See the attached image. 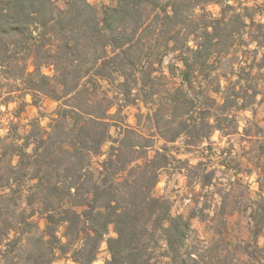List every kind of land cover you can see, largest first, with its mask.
I'll list each match as a JSON object with an SVG mask.
<instances>
[{
    "label": "trees",
    "instance_id": "trees-1",
    "mask_svg": "<svg viewBox=\"0 0 264 264\" xmlns=\"http://www.w3.org/2000/svg\"><path fill=\"white\" fill-rule=\"evenodd\" d=\"M111 1L99 16L87 0H0L1 104L21 94L58 103L46 127L10 122L0 136V264H53L57 254L92 264L102 243L105 264H264V186L254 196L246 187L244 205L219 192L209 241L191 226L209 217L204 206L174 215L154 195L175 159L167 144L189 154L236 133L235 112L263 94L264 2ZM193 175L201 190L213 186L215 171ZM236 211L250 239L234 245L223 218Z\"/></svg>",
    "mask_w": 264,
    "mask_h": 264
},
{
    "label": "rangeland",
    "instance_id": "rangeland-1",
    "mask_svg": "<svg viewBox=\"0 0 264 264\" xmlns=\"http://www.w3.org/2000/svg\"><path fill=\"white\" fill-rule=\"evenodd\" d=\"M102 16L104 8L112 5L111 0H87ZM246 3L248 6L260 5L264 0H233ZM68 0H56V5L64 9ZM212 12H218V5L208 7ZM257 20L264 23V14L257 17ZM166 65V62H165ZM47 75L51 74L48 68L43 69ZM262 95L256 97L253 105L244 110L235 112L238 121V130L230 136H222L216 132L208 142H205L199 151L184 154V147L180 141L174 144H167L168 151L175 158L171 164L160 172L159 181L154 188V195L167 198L172 206V214H181L187 217L190 213L198 211L201 206L205 209L203 214L209 217L201 220L196 217L191 220L194 236L200 240L209 241L213 236V229L217 228V221L211 220L217 212L220 194L229 193L238 204H247L246 198L249 187L251 196L258 191L259 186H264V91ZM19 96L14 102L1 104L0 98V136L4 135L9 128L10 122L27 125L34 119L39 120L41 126L46 127L49 117L58 107V103L49 99H38L33 103L30 95ZM21 101L25 105L21 108ZM21 111L18 113V111ZM142 111L145 110L142 108ZM135 108L126 110L127 122L134 125ZM111 134L116 136V127H112ZM162 143H157L160 146ZM110 144L103 146L106 152ZM206 146H211L207 149ZM204 149V150H203ZM201 156V157H200ZM105 155L95 158L94 161H101ZM180 160L181 162H178ZM201 160L205 165L196 169L188 166H196ZM183 161L187 164L182 163ZM190 170V173L187 172ZM197 171L206 173L215 171L213 186L202 189L197 184V178L193 173ZM208 208V209H207ZM221 216L217 217L219 220ZM224 222L227 224L228 235L234 245L240 241L250 239V228L248 215L243 212H232L224 215ZM42 226V223H41ZM108 236L113 237L112 227L109 228ZM64 241V239H62ZM264 243V237L258 239V244ZM236 256L240 260L246 257L235 250ZM109 259L106 244L102 243L96 260L92 264H105ZM53 264H77L71 259L70 254H57Z\"/></svg>",
    "mask_w": 264,
    "mask_h": 264
}]
</instances>
